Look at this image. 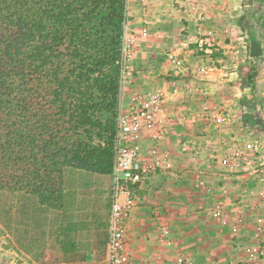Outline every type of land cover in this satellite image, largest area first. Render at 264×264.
Listing matches in <instances>:
<instances>
[{
	"label": "crops",
	"instance_id": "1",
	"mask_svg": "<svg viewBox=\"0 0 264 264\" xmlns=\"http://www.w3.org/2000/svg\"><path fill=\"white\" fill-rule=\"evenodd\" d=\"M146 5L147 35L141 31L139 1L127 0L138 46L130 63L134 71L130 84L141 93L158 89L164 93L168 120L161 148L169 154L171 168L161 171L148 191L140 192L143 196L130 216L127 237L134 260L175 264L179 258L189 262L192 257L193 264H243L245 248L264 241V183L245 174L223 173L218 162L234 146L264 157V115L259 113L264 110V74L253 90L243 83L240 71L245 61L252 59L232 60L233 51L247 34V28L237 22L243 8L241 0H204L200 20L193 18L190 0H148ZM207 35L216 39L220 52L206 55L192 44ZM259 42L264 59V42ZM168 54L183 60L189 72L176 76ZM211 62L219 67L217 72L205 77L194 74L197 66ZM252 62L260 72L263 70L264 61L258 58ZM220 110L227 116L224 123L219 119ZM247 110L258 116L244 121ZM100 177H106L110 187L109 177ZM201 179L204 188L198 186ZM187 191H196V212L189 210L196 224V240L189 247L184 246L188 233L182 225L188 213L184 211L185 199H190ZM218 201L229 217L225 224L208 217V209ZM258 220L263 225L261 235L257 234ZM169 224L173 227L170 232L165 228ZM161 229L169 232L168 238L162 236ZM6 236L8 243H14L9 233ZM87 238L91 251H81L76 239L75 245L69 251L63 247V252L94 255L95 237L90 234ZM11 253L5 249L3 254ZM100 260L78 258L64 264H100ZM253 264H264V260Z\"/></svg>",
	"mask_w": 264,
	"mask_h": 264
},
{
	"label": "trees",
	"instance_id": "2",
	"mask_svg": "<svg viewBox=\"0 0 264 264\" xmlns=\"http://www.w3.org/2000/svg\"><path fill=\"white\" fill-rule=\"evenodd\" d=\"M126 11L127 0H0V193L58 211L67 168L111 175Z\"/></svg>",
	"mask_w": 264,
	"mask_h": 264
},
{
	"label": "built area",
	"instance_id": "3",
	"mask_svg": "<svg viewBox=\"0 0 264 264\" xmlns=\"http://www.w3.org/2000/svg\"><path fill=\"white\" fill-rule=\"evenodd\" d=\"M147 1L140 0L144 12ZM202 2L204 0H190L191 13L195 20L196 17L198 20L203 18L204 14L200 8ZM144 25L143 34L147 35L149 33L148 19H144ZM192 44L199 52L206 55L211 56L215 52H220L216 39L210 35L196 38ZM125 52L124 45L121 58V95L115 121L113 166L109 176V214L104 254L100 264H148L144 260L139 262L134 260L127 237L128 222L139 203V193L148 191L154 178L161 171L171 168L170 156L161 148L168 120L164 93L159 89L145 93L131 89L123 101V86L130 83V80L126 81V79L131 77V73L124 64ZM233 53V61L247 59L248 44L243 41ZM130 58L131 55H128L127 59ZM166 58L173 64L176 76L186 75L189 72L190 69L186 63L176 58L174 54H168ZM218 70L219 67L211 62L197 66L194 74L205 77ZM219 119L222 123L227 121L223 110L219 112ZM218 162L223 173L228 175L245 174L264 183V157L258 155L256 151L234 146L228 153L221 156ZM198 186L204 188L205 181L201 179ZM261 196H264V192L261 193ZM207 213L208 217L221 224H225L229 218L222 201L213 203ZM261 222L258 220L257 234L259 235L263 233ZM161 234L165 238L169 237V232L166 229H161ZM245 255L246 260L243 264H253L257 259L264 260V241L256 246L246 247ZM0 264H4L1 256ZM30 264L44 263L33 262ZM175 264L191 263L179 258Z\"/></svg>",
	"mask_w": 264,
	"mask_h": 264
},
{
	"label": "rangeland",
	"instance_id": "4",
	"mask_svg": "<svg viewBox=\"0 0 264 264\" xmlns=\"http://www.w3.org/2000/svg\"><path fill=\"white\" fill-rule=\"evenodd\" d=\"M138 1L141 5V14L139 16H141L140 25L143 32L145 26L144 19L149 20V17L144 12L140 0ZM241 4L243 8L240 17H243L244 20L240 21L239 17L237 22L242 28H247L244 41L248 44L249 56L250 42L259 40L264 42V0H241ZM133 29V13L131 10H128L126 11L124 29V45L126 49L124 64L131 73V77L127 78L126 81L134 79V71L130 63L135 60L134 55L138 51L137 39ZM128 55H131L130 59H127ZM219 55L217 58L221 57ZM262 57L259 59L264 61ZM250 59L252 60L245 61L240 71L243 76V83L251 87V82L253 84V88H251L256 90L257 81L263 77L264 68L260 72L257 65L252 62L253 59L258 58ZM248 76L252 78L249 81L247 79ZM131 87L133 86L130 83H126L123 86V101L127 97ZM251 112L249 113L247 110L246 115L249 117L251 115L253 117L258 116L253 111ZM259 113L264 115V110H259ZM108 188L109 183L106 177L67 168L65 170L63 208L58 211H49L39 207L36 199L31 196L1 192L0 256L3 258L4 264H30L31 262L64 264L75 261L74 255L76 257L89 255L88 257H91L90 260L94 257L93 260L99 261L106 235V221L109 210ZM187 193L190 194V199H185L184 211L188 213L184 214L182 225L184 227L183 231L186 234L188 233V237H184L183 240L186 242L184 246L189 247L196 240L195 236L193 237V234H196V230H194L196 229V224L190 218L191 216L189 217L190 211L196 212V205L193 203V198L196 199V191H187ZM165 228L169 232L173 229L171 224L165 226ZM7 233L14 238V243H8ZM90 234L95 237V246L93 244L94 255L92 253L85 254L86 251H91L92 248V244L87 238ZM76 239L78 240L80 250H85V252H82L83 255L71 254L70 252L67 253L69 255L64 254L63 247L69 248L71 245H75ZM5 249L12 250L13 253L5 256L3 254ZM193 260L194 258H189L191 264H193Z\"/></svg>",
	"mask_w": 264,
	"mask_h": 264
},
{
	"label": "water",
	"instance_id": "5",
	"mask_svg": "<svg viewBox=\"0 0 264 264\" xmlns=\"http://www.w3.org/2000/svg\"><path fill=\"white\" fill-rule=\"evenodd\" d=\"M249 57L260 58L262 57V47L257 41H252L249 46Z\"/></svg>",
	"mask_w": 264,
	"mask_h": 264
}]
</instances>
